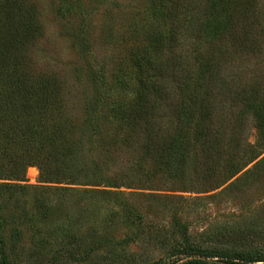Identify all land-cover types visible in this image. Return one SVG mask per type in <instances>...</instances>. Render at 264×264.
Segmentation results:
<instances>
[{
	"label": "trees",
	"instance_id": "trees-1",
	"mask_svg": "<svg viewBox=\"0 0 264 264\" xmlns=\"http://www.w3.org/2000/svg\"><path fill=\"white\" fill-rule=\"evenodd\" d=\"M25 1L0 0V180L23 182L27 168L36 166L49 183L100 186L103 174L98 163H93L88 174L89 169L85 171L81 162L87 145L67 125L62 105L67 94L60 88L58 77L36 75L27 65L25 41L42 29L36 6L31 4L32 11H28ZM158 1L163 5L172 3L173 13L163 16L173 25L168 34L152 33L145 44L131 52L134 82L121 81L120 92L111 98L102 73L93 72L90 77L93 92L86 96L84 109L88 155L94 154L98 144L107 146V151L113 146L111 139L107 144L105 141L103 121L110 120L125 127L124 142L141 154L143 165L152 160L155 168L158 165L166 172L186 177L199 167L201 152L208 160V172L224 169L227 190H238L264 167V73L251 69L247 78L240 80L245 56H257L264 48L256 37L257 7L253 0ZM82 40L89 46L85 32ZM231 109L238 116H228ZM249 116L258 130L254 142L244 134L243 123ZM238 121L243 123L238 126ZM101 155L107 153H100L98 159ZM1 191L25 196L28 189L24 185L0 184ZM49 194L35 199L40 218L31 221L30 226L36 247H48L52 245L50 240H66L68 249L72 248L64 252L59 249L55 262L66 259L83 264L112 245L107 234L121 213L104 211L98 203H114L124 194L68 187H57ZM76 196L88 201L86 208L66 211V215L94 223L102 219L104 227H92L85 234L83 222L69 229L59 225L43 237L46 222L60 211L59 207L68 209ZM14 200L18 207L25 202L21 196ZM2 209L0 264H11L5 238L8 221ZM123 212L127 222L135 224L140 219L137 216V221H129V215L137 214ZM11 232L13 239L22 234L15 228ZM183 241L180 250L185 261L176 264L264 262V255L235 247L202 249L187 235Z\"/></svg>",
	"mask_w": 264,
	"mask_h": 264
},
{
	"label": "rangeland",
	"instance_id": "rangeland-1",
	"mask_svg": "<svg viewBox=\"0 0 264 264\" xmlns=\"http://www.w3.org/2000/svg\"><path fill=\"white\" fill-rule=\"evenodd\" d=\"M25 2H28V11H32L31 4L36 6L42 29L40 34L35 33L25 41L23 54L27 65L36 75L58 77L60 88L67 94L66 101L62 102L67 125L87 145L81 162L85 171L92 168L93 163H98L103 180L100 186L57 185L44 181L36 166L27 168L23 182L0 180V184L24 185L28 189L25 196L19 192H0V207L8 221L5 238L11 264H80L66 259L55 262L54 255L59 249L63 252L71 250L72 247L68 249L66 246V240H50L52 245L45 248L36 247L32 242L30 224L40 218L35 199L51 196L49 193L57 187L124 194L114 203H98L104 211L119 210L121 218L109 228L107 235L112 245L83 264H176L177 261H185L180 249L186 235L202 249L235 247L240 251L264 255V167L261 173L234 191L227 190L229 183L224 184V169L212 174L208 172V160L201 152L198 155L199 167L195 171L186 177L179 173L173 175L158 165L155 168V161L143 165L141 154L124 142L125 127L120 128L110 120L103 121L106 123L104 130H107L105 141L107 144L111 139L113 146L107 151V146L98 144L94 154L88 155L90 146L86 140L84 109L86 96L93 92L92 73H102L105 90L111 91V98L120 92L121 81L134 82L130 54L137 46L145 44L150 34L170 32L173 23L166 21L163 15L169 11L173 13L172 3L163 5L158 0ZM253 2L257 7L256 37L264 44V0ZM83 32L89 44H85L86 47L82 40ZM251 69L264 73V48L257 56H245L241 81L247 78ZM231 114L238 116L235 109L227 115ZM241 123L238 121V126ZM243 125L244 134L254 142L258 130L253 118L247 117ZM100 153H107V156L101 155L98 159ZM19 196L25 202L18 207L14 199ZM87 202L76 196L68 209L59 207L60 211L46 222L43 237L59 225L69 229L83 222L85 234H89L92 227L103 228L102 219L94 223L76 215H66V211H83ZM119 202L123 204L119 205ZM124 210L137 214L129 215V221L136 220L137 216L140 219L135 224L127 222ZM13 228L22 231L20 238L11 237ZM195 257L199 258V255Z\"/></svg>",
	"mask_w": 264,
	"mask_h": 264
}]
</instances>
